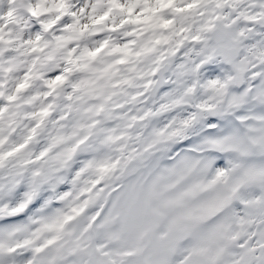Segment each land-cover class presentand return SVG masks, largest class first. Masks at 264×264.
<instances>
[{
    "label": "snow or ice",
    "instance_id": "snow-or-ice-1",
    "mask_svg": "<svg viewBox=\"0 0 264 264\" xmlns=\"http://www.w3.org/2000/svg\"><path fill=\"white\" fill-rule=\"evenodd\" d=\"M0 264H264V0H0Z\"/></svg>",
    "mask_w": 264,
    "mask_h": 264
}]
</instances>
